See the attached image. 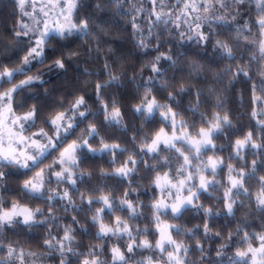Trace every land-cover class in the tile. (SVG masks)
Masks as SVG:
<instances>
[{"label":"clouds","instance_id":"1","mask_svg":"<svg viewBox=\"0 0 264 264\" xmlns=\"http://www.w3.org/2000/svg\"><path fill=\"white\" fill-rule=\"evenodd\" d=\"M73 4L0 0V264H264V0Z\"/></svg>","mask_w":264,"mask_h":264},{"label":"snow or ice","instance_id":"2","mask_svg":"<svg viewBox=\"0 0 264 264\" xmlns=\"http://www.w3.org/2000/svg\"><path fill=\"white\" fill-rule=\"evenodd\" d=\"M27 2L30 4L31 11H27L26 9V0H19V6L22 11H24L25 16L31 15L32 17L36 18L37 25H43V28L45 32L48 29V25L51 23H56L57 26L63 27L60 25V19L61 16L67 12L70 16L72 8L74 6L73 0H27ZM40 17H43V21H41ZM259 88L261 91H264V82H259L257 85L252 86L251 95L249 96V104L251 106H254L256 109H260L262 106H264V98H258L255 94V89ZM151 103L149 102V106L151 107ZM63 113H59L57 117L53 120L54 124H60ZM119 110H115L113 112V116H118ZM253 117H258L259 115H262V113L258 111L252 112ZM18 119V118H17ZM227 119V117H225ZM212 127H215V125H212ZM201 136L205 139H208L210 137V133L204 129H200ZM159 137V134H158ZM25 137L22 135H19L15 131V122L10 120V116L7 110H0V157L5 156H11L15 157V155L18 152V149L16 147L17 144H22L25 141ZM7 141V143H5ZM198 142V141H197ZM238 144L242 143L241 141H237ZM32 146H35L37 148L40 147V145L36 142H32ZM75 149L72 145H69L64 150V156L66 159L71 160L73 158V153ZM20 155H25V152H19ZM168 177H158L157 183H168ZM183 183V181H181ZM233 183H235V179H233ZM34 187L36 185H33ZM261 203H264V193H261ZM15 211V209H13ZM20 212L27 213L28 216H30V213L27 209H20ZM163 235V231H162ZM253 255H255L256 251H260L261 253H264V247H262L259 250H252Z\"/></svg>","mask_w":264,"mask_h":264}]
</instances>
